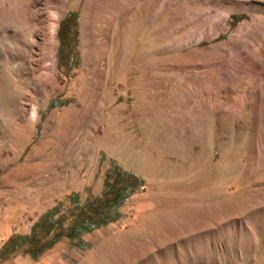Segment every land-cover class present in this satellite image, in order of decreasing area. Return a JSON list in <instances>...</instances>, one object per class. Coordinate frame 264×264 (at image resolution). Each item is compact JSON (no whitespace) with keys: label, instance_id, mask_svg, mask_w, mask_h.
<instances>
[{"label":"rangeland","instance_id":"obj_1","mask_svg":"<svg viewBox=\"0 0 264 264\" xmlns=\"http://www.w3.org/2000/svg\"><path fill=\"white\" fill-rule=\"evenodd\" d=\"M114 166V223L0 264H264V0H0V246Z\"/></svg>","mask_w":264,"mask_h":264},{"label":"trees","instance_id":"obj_2","mask_svg":"<svg viewBox=\"0 0 264 264\" xmlns=\"http://www.w3.org/2000/svg\"><path fill=\"white\" fill-rule=\"evenodd\" d=\"M70 21H76L75 13H69L59 25V56L65 42L64 28ZM75 31L76 26L73 32ZM107 176L109 180L99 196L89 197L80 203L72 195L66 207L56 206L44 212L26 234L9 236L0 246V262L16 254L27 255L36 260L64 238L75 241L76 246L83 248L85 243L82 238L94 230L114 223L119 217L118 209L142 183L139 177L117 166H114L113 171L108 170Z\"/></svg>","mask_w":264,"mask_h":264},{"label":"bare ground","instance_id":"obj_3","mask_svg":"<svg viewBox=\"0 0 264 264\" xmlns=\"http://www.w3.org/2000/svg\"><path fill=\"white\" fill-rule=\"evenodd\" d=\"M106 254V253H105Z\"/></svg>","mask_w":264,"mask_h":264}]
</instances>
